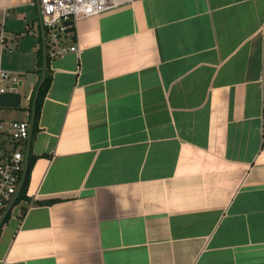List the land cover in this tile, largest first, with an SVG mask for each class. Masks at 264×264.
I'll list each match as a JSON object with an SVG mask.
<instances>
[{
	"label": "crops",
	"instance_id": "1",
	"mask_svg": "<svg viewBox=\"0 0 264 264\" xmlns=\"http://www.w3.org/2000/svg\"><path fill=\"white\" fill-rule=\"evenodd\" d=\"M39 19L35 0H0L1 67L29 95ZM263 26L264 0H134L76 21L63 41L79 53H48L0 264H264Z\"/></svg>",
	"mask_w": 264,
	"mask_h": 264
},
{
	"label": "built area",
	"instance_id": "2",
	"mask_svg": "<svg viewBox=\"0 0 264 264\" xmlns=\"http://www.w3.org/2000/svg\"><path fill=\"white\" fill-rule=\"evenodd\" d=\"M132 1L134 0H38L39 18L44 28L47 53L49 55H58L69 50L78 54L79 48L76 43L65 46L63 41L66 33L74 31L76 21ZM3 26V21L1 20L0 94L17 91L18 83L20 82L17 75L1 67V53L5 47ZM262 31H264V26ZM29 97L28 105L25 109V118L4 120L0 117V217L16 193L20 183L23 169L24 144L29 132ZM260 134L262 140H264V89L261 93ZM17 204L16 202L12 206L9 214L13 213Z\"/></svg>",
	"mask_w": 264,
	"mask_h": 264
},
{
	"label": "water",
	"instance_id": "3",
	"mask_svg": "<svg viewBox=\"0 0 264 264\" xmlns=\"http://www.w3.org/2000/svg\"><path fill=\"white\" fill-rule=\"evenodd\" d=\"M37 7H38V0H35ZM40 20V19H39ZM40 31H41V71H40V76L39 80L34 88V93L32 96V101H31V106H30V117H29V132H28V137L26 140V149H25V157H24V165L22 169V174L20 178V183L17 187L16 193L13 195L11 200L8 203V206L4 210L3 214L0 217V226L4 222L6 216L10 212L12 206L15 204L20 191L22 189V186L24 184L26 172H27V167H28V162H29V152H30V138L33 130V125H34V118H35V105L36 101L38 98L39 90L41 86L43 85L45 81V76H46V68H47V58H46V43H45V33H44V28L40 22ZM18 85H21V82L18 83ZM15 86V85H14ZM21 104V94L19 91H13V92H4L0 94V107L2 108H11V109H17L20 107Z\"/></svg>",
	"mask_w": 264,
	"mask_h": 264
},
{
	"label": "trees",
	"instance_id": "4",
	"mask_svg": "<svg viewBox=\"0 0 264 264\" xmlns=\"http://www.w3.org/2000/svg\"><path fill=\"white\" fill-rule=\"evenodd\" d=\"M41 46L38 49V54H37V65H38V73H40L41 71ZM46 58H47V68H46V76H45V81L43 83V85L41 86L40 90H39V94H38V98L36 101V105H35V118H34V127H36L37 124V120L39 118V114H40V108H41V104H42V100L44 98V95L49 87V82H50V77L48 75V53H46ZM34 93V89L31 92V95L29 97V105L31 106V101H32V96ZM35 159V156H30V160H29V164H28V168H27V172H26V176H25V180H24V184L22 186V189L20 191V194L16 200V202L18 203L19 200L21 199H25L26 198V192H27V186H28V182H29V178H30V170L32 167V163L33 160ZM58 199H51V200H45V201H41L39 203L41 204H51L53 202H56ZM9 216V214H8Z\"/></svg>",
	"mask_w": 264,
	"mask_h": 264
},
{
	"label": "rangeland",
	"instance_id": "5",
	"mask_svg": "<svg viewBox=\"0 0 264 264\" xmlns=\"http://www.w3.org/2000/svg\"><path fill=\"white\" fill-rule=\"evenodd\" d=\"M16 75V74H14ZM19 77V79L22 80L23 84L21 86L18 87V91L19 93L21 94L22 96V99H21V107L17 108V109H6V108H0V110L6 114H11V113H21V115H24L25 113V109L27 107V103H28V97H29V94H30V90L28 88V85H29V77L28 75H17ZM13 111V112H12ZM13 118H16L13 116Z\"/></svg>",
	"mask_w": 264,
	"mask_h": 264
}]
</instances>
